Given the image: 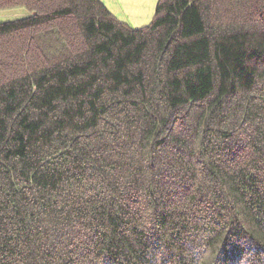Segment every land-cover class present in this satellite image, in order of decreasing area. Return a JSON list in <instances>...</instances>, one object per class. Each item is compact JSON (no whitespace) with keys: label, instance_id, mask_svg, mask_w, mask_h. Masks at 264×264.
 Listing matches in <instances>:
<instances>
[{"label":"trees","instance_id":"1","mask_svg":"<svg viewBox=\"0 0 264 264\" xmlns=\"http://www.w3.org/2000/svg\"><path fill=\"white\" fill-rule=\"evenodd\" d=\"M0 264H264V0H0Z\"/></svg>","mask_w":264,"mask_h":264},{"label":"rangeland","instance_id":"2","mask_svg":"<svg viewBox=\"0 0 264 264\" xmlns=\"http://www.w3.org/2000/svg\"><path fill=\"white\" fill-rule=\"evenodd\" d=\"M105 7L121 22L133 28L150 24L157 0H101ZM29 15L23 8L0 11V23L25 18Z\"/></svg>","mask_w":264,"mask_h":264},{"label":"crops","instance_id":"3","mask_svg":"<svg viewBox=\"0 0 264 264\" xmlns=\"http://www.w3.org/2000/svg\"><path fill=\"white\" fill-rule=\"evenodd\" d=\"M101 1V0H100ZM158 1V0H157Z\"/></svg>","mask_w":264,"mask_h":264}]
</instances>
